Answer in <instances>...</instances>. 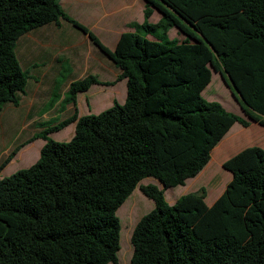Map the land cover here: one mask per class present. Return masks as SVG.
Returning a JSON list of instances; mask_svg holds the SVG:
<instances>
[{
	"label": "trees",
	"instance_id": "obj_1",
	"mask_svg": "<svg viewBox=\"0 0 264 264\" xmlns=\"http://www.w3.org/2000/svg\"><path fill=\"white\" fill-rule=\"evenodd\" d=\"M144 1L143 22L109 50L59 0H0V113L18 106L26 88L18 39L60 20L87 35L126 85L122 104L79 117L77 94L100 82L92 75L72 81L60 101L72 115L25 143L45 142L32 165L0 179V264H117L116 212L137 187L153 208L132 231L129 264H264L263 149L223 163L231 179L212 206L204 190L171 205L164 199L166 189L206 167L234 124L264 125V0ZM153 9L160 14L154 24ZM172 28L185 38L169 39ZM210 67L247 119L202 97ZM72 123L70 140L49 137ZM144 179L162 189L139 185Z\"/></svg>",
	"mask_w": 264,
	"mask_h": 264
},
{
	"label": "rangeland",
	"instance_id": "obj_2",
	"mask_svg": "<svg viewBox=\"0 0 264 264\" xmlns=\"http://www.w3.org/2000/svg\"><path fill=\"white\" fill-rule=\"evenodd\" d=\"M139 13L138 7H134V18L138 21L142 20V15ZM66 28H69V30H72L79 36L73 38L74 43L72 45L78 52H84L91 58L98 55L106 62L105 66L102 68V70L105 71V74L102 73L99 76L102 80L100 86L97 87L103 92H101V95L95 96L92 94L94 92L92 89L88 91V94L86 93L83 95L81 93L77 95V112L79 110L86 115L85 113L91 109V114H96L111 107L114 101L122 104L126 96V85L124 79L117 80L120 70L114 67L113 62L108 61V57L106 58L102 55L100 51L87 39V37L86 41H84L82 36L85 35H83L78 29L74 28L71 24L67 25ZM94 32L103 45L109 49L114 47L115 44L108 34L99 30H94ZM169 37L178 41H182L185 38V36L178 33L175 28L170 32ZM15 54L20 66H22V61L18 57L19 51L17 52V47H15ZM86 66L87 65L85 64L83 67H76V69H72V78L67 79V82L70 79L78 80L79 77L82 76L81 73L86 71ZM210 70L211 81L202 92V97L208 102H217L226 111L247 119L242 112L238 101L235 99L231 90L223 80L221 72H216L211 67ZM28 73V75L31 76H29V79L27 80L25 89V92L28 93L27 97L19 95L21 102L19 106L15 108L12 104H5L0 113V166L12 151L18 149L11 161L0 169V179L8 177L14 172L32 165L38 159L39 150L44 144V140L42 138H38L30 143H25L31 140L33 135L39 134L42 129L47 128L52 124H56L57 122L70 116L72 113V106L67 107V109L63 112L58 109L60 101L66 91V80H64V76L69 75L68 73L64 72L60 75L59 81L52 92V98H50V100L47 99L50 93L48 90L39 91L35 94L36 96L32 95L33 92H30V87L33 78L31 72ZM86 75L87 74L84 73L82 78ZM103 83H109L111 85H104ZM42 89H48V85L46 83L43 84ZM29 105H32L30 110L28 107ZM43 105H46L45 108L38 114V109ZM27 109L30 113L26 118L24 114L28 113L26 112ZM32 114H37V116ZM11 117L13 119L12 121L10 120ZM230 133L231 136L233 135V138L224 140L223 137L222 139L223 141H227L226 143L233 142L232 148H234L237 153L250 147H257L264 150V125H260L256 122H250L249 126L242 127L236 123L224 135L225 139L229 138ZM72 135L73 124L68 125L57 132L49 134V137L54 141L63 142L69 140ZM235 155L231 154L229 159ZM222 165H217V163L213 161L208 167H205L198 176L187 180L184 186L166 189L164 192L165 201L171 205L172 202H175L176 199L183 195L190 193L200 194L202 190H204V202L207 196L208 200L212 197L215 198H213V203L210 205L212 206L223 193L225 185L231 176L230 171L223 169ZM147 184H153L159 189H162V185L153 179H144L139 183V185L142 186ZM206 206L210 207L207 204ZM152 208V201L147 199L137 187L117 210L116 215L120 222V249L117 252V264H129L132 254V246L130 243L132 231L138 220Z\"/></svg>",
	"mask_w": 264,
	"mask_h": 264
},
{
	"label": "crops",
	"instance_id": "obj_3",
	"mask_svg": "<svg viewBox=\"0 0 264 264\" xmlns=\"http://www.w3.org/2000/svg\"><path fill=\"white\" fill-rule=\"evenodd\" d=\"M59 5L63 10V12L70 19L86 27L96 37L97 35L94 32V30L105 32L106 34L109 35L111 40L116 45L117 40L122 33L133 32L134 31V28L132 27L133 24H141L143 22V9L145 5V1L144 0H59ZM136 6L138 7L139 12L142 15V20L140 21L134 18V7ZM159 19H160V14L155 9H153V12L150 18L148 19V22L154 24ZM67 25H70V23L65 20H60L58 26H56L55 24H48L42 26L21 36L16 43L17 52L19 51L18 57L23 64L22 66H20L21 69L27 74L28 79L29 76H31L28 75L29 74L28 72H31L32 74L33 80L31 81L30 92H33L32 94L33 96H36L35 94L38 93L39 91L48 90L50 91V93L47 99L50 100V98H52V92L59 81L60 75L64 72L68 73L69 75L64 76L65 77L64 80H66L67 82V79L72 78L71 77L72 69L74 68L76 69V67H83V65L85 64L87 65L86 71L81 73L82 76L80 75L81 77H79L78 80H80L85 73L87 75H92L95 78H97V80L101 84L102 79L99 78V76L102 73L105 74V71L102 70V68L105 66L106 63L105 60L103 58H100V56L98 55L97 56L95 55L94 57L91 58L90 56H87L84 52H78L72 45L74 43L73 38L79 36L75 34V32H73L72 30H69V28H66ZM173 29L174 28L170 29L167 33L169 39H174L169 37V34ZM82 37L84 41H86V37L89 40L87 35ZM147 38L152 39V37L150 36H147ZM114 47L112 49L109 48L108 49L113 50ZM107 60L111 62L109 58H107ZM72 81H75V79H70L67 83L65 82L66 91L68 89L69 84ZM45 83L48 85V89H42V85ZM100 84L91 85L90 88L82 94L83 95H85L86 93L88 94L89 93L88 91L93 89L92 90L94 91L92 93L93 95L95 96L101 95V92L103 91L97 88L98 86H100ZM27 94H28L27 92H24V94H20V95L27 97ZM20 103L21 102L19 99L18 106L20 105ZM46 105L40 107L37 113L39 114L45 108ZM31 106L32 105L28 106L29 110ZM69 106L72 105L69 104L64 108V110H61L59 105L58 109L63 112ZM76 108H77V97H76ZM29 110L27 109L26 112L28 113L24 114L26 118L29 116L30 113ZM91 112L92 111L90 109L85 114L89 115L91 114ZM72 113H73V109H72ZM32 115L37 116V114H32ZM78 116L80 117L85 115L83 114V112H80L78 110ZM10 120L11 121L13 120L12 117ZM72 124H73V133H74V123ZM231 138H233V135L231 136L230 133L229 138L225 139L224 136L223 139L229 140ZM223 139L220 140L219 144L212 151L211 159L206 165V167H208L213 161L216 162L217 165L221 166L227 159H229L231 154L232 155L237 154L235 149L232 148L233 142L226 143L227 141H223ZM230 179L231 176L228 182L230 181ZM213 198L214 197L208 200V196L206 197L205 202L208 206H210L213 203V200L215 199ZM173 203L174 202H172L171 204Z\"/></svg>",
	"mask_w": 264,
	"mask_h": 264
}]
</instances>
